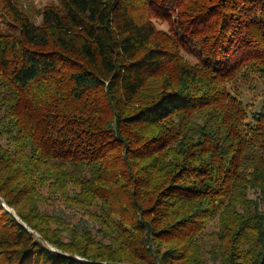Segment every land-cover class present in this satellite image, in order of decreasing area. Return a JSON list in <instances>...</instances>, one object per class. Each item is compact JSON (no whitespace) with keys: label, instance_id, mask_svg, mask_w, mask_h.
<instances>
[{"label":"trees","instance_id":"trees-1","mask_svg":"<svg viewBox=\"0 0 264 264\" xmlns=\"http://www.w3.org/2000/svg\"><path fill=\"white\" fill-rule=\"evenodd\" d=\"M0 16V264H264V0Z\"/></svg>","mask_w":264,"mask_h":264},{"label":"rangeland","instance_id":"rangeland-1","mask_svg":"<svg viewBox=\"0 0 264 264\" xmlns=\"http://www.w3.org/2000/svg\"><path fill=\"white\" fill-rule=\"evenodd\" d=\"M36 6L38 7H42L46 4L55 2L56 0H31ZM154 22L156 24V26L158 28H162V29H167L168 28V24L166 21L163 20H159V19H154ZM7 21L5 19L2 18V16H0V29H5L8 27L7 25ZM1 143L5 144V141H1Z\"/></svg>","mask_w":264,"mask_h":264}]
</instances>
